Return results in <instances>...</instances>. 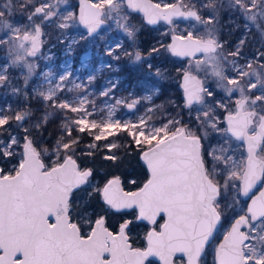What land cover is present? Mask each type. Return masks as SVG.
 Listing matches in <instances>:
<instances>
[{
	"label": "snow or ice",
	"instance_id": "snow-or-ice-1",
	"mask_svg": "<svg viewBox=\"0 0 264 264\" xmlns=\"http://www.w3.org/2000/svg\"><path fill=\"white\" fill-rule=\"evenodd\" d=\"M62 3L66 0H56L55 5L49 0H42L39 5L33 0H4L0 5V48L6 49L9 57V63L0 66V88L11 87L13 95L21 94L19 87L11 85L8 76L11 66L27 69L24 85L27 87L34 65L26 57H35L40 51L45 24L58 20L56 27L63 30L77 23L71 11L66 14L57 11ZM203 7L209 9L207 19L193 10L194 6L182 3H166L162 8L151 0H80L78 23L87 29L89 36L106 20H113L135 41L139 29L129 23L127 9L142 12L148 25L164 21L171 26L169 32L164 33L171 34L170 44L160 42L159 48L153 46L146 55L134 47L131 52L125 50L123 55L133 63L148 61L146 68L151 73L153 65L149 58L160 54L161 49L175 57L190 58V65L200 53L202 58L194 60L196 69L204 71L206 78L212 77L224 95L217 99V93L205 87L201 79L183 70L185 107L190 110L188 122L166 117L160 126H155L152 114L162 106L147 108L135 121L115 117L117 106L124 105L131 111L141 100L151 101L152 95L116 99L115 104L105 105L106 116L90 119L105 108L98 109L85 86L69 80L72 73L66 70L46 91L34 89L43 100L51 102L52 108L77 114L75 118L65 115L53 149L56 158L51 164L42 159L48 149L40 148L30 129L24 127L32 113L28 110L12 113L10 105L0 109V136H3L0 162L16 160L10 169L0 167V264H145L150 256L159 257L162 264H174L173 257L177 253L187 257V264H199L217 223L222 217L227 218L228 210L237 207L239 196L249 197L257 182L264 183V155L259 154L264 152V51H258L255 63L252 60L243 65L238 62L252 28L264 36V0H207ZM17 8L21 11L31 9L28 23L11 20ZM221 12L235 17L240 21H234L235 27L244 29V37L235 50L227 54L224 52L226 42L219 39ZM174 18L195 20L204 26V33L185 29L178 34ZM191 27L194 29L195 25ZM120 47L118 43L116 48ZM114 53L113 48L107 50L108 55L119 60L120 55ZM229 70L235 75H230ZM43 75L45 82L52 85L55 74L49 71ZM155 75L164 78L159 68ZM87 79L91 84L95 76L89 75ZM66 80L72 87L64 83ZM117 85L118 81L109 80L99 95L113 96ZM253 89H257V93H253ZM64 91H78L79 94L71 99H60L57 93ZM158 92V88L153 90L154 94ZM237 92L239 97L232 107V98ZM24 95L27 97V92ZM193 104L199 105L195 116L191 114ZM53 114L46 112L32 128L40 130ZM13 121L23 129V137L9 131ZM5 132L7 135H3ZM121 132L140 148L148 179L138 191L125 192L119 178L113 177L93 192L109 208L136 209L137 220L153 225L157 217L164 214L166 219L160 230L147 232L143 249L134 248L129 241L131 220L124 221L114 234L105 227V219L101 216L85 235L71 215L75 193L87 191L93 177L91 168L78 163L77 150L81 143L78 134L87 133L92 137L93 143L87 145L88 150L83 155L93 156L94 150L101 148L96 142L106 141ZM213 134L219 136L221 142L206 148L205 141ZM233 138L246 142V157L235 158ZM102 147L107 149L105 160L120 159L112 150L122 145L109 141ZM229 196L232 197L230 203ZM249 198L251 203L246 211L240 209L244 214L236 215L231 221L223 241L216 248V264H264V190ZM86 222L91 225L90 220Z\"/></svg>",
	"mask_w": 264,
	"mask_h": 264
},
{
	"label": "rangeland",
	"instance_id": "rangeland-1",
	"mask_svg": "<svg viewBox=\"0 0 264 264\" xmlns=\"http://www.w3.org/2000/svg\"><path fill=\"white\" fill-rule=\"evenodd\" d=\"M40 1V0H39ZM155 3L159 4H170L173 2L182 3L189 6H194L199 9L204 19H207L209 15V9L203 7L207 3V0H153ZM173 1V2H172ZM4 0H0V5H2ZM42 2V1H41ZM51 4L55 5L56 0L49 1ZM77 0H66V3H62L58 6L57 11L60 14H66L71 11L74 16L77 18V23L68 29H58L55 22H49L43 27L44 35L42 36L43 45L40 51L35 57H26V59L34 65L33 74L28 79L27 87L25 88V76H27V69L17 66H11L8 68V76L13 87H19L21 89L20 95H13L11 87L9 88H0V109H7L10 105L12 113L19 110H28L32 113V116L24 122V127L29 128L32 133V138L40 148H46L38 141L39 137L33 135L36 134V130L32 128V125L35 124L39 119H42L46 112L54 113L49 117L47 123H50L49 129L56 132V135L51 139V142L48 143L47 147L48 154L42 156V159L46 164H51L55 160V155L53 149L56 144V140L61 134L60 126L65 119V115L70 118H75L77 114L73 113H62L59 109L52 108L51 102L43 100V98L34 91L37 89L39 91H46L48 87L54 86L58 82V77L60 74H63L66 70H70L72 76L69 77V80L74 81L75 83H82L87 92L89 93V98L94 99L96 102L97 108H105L104 112H100L94 117L99 120L101 116H106L108 109L105 105L115 104L116 99L128 97L129 100L133 98H141L146 95H152L151 101L141 100V103L136 106L134 110H128L124 105H119L115 110V117L121 119H131L135 121L137 117L145 114L146 109L153 106H162L161 109L152 114V123L155 126H160L161 123L165 121V118L177 117L182 120V122L189 121V109L185 107V100L183 98V92H179L181 89V79L182 71L189 70L193 75H196L201 79L206 85V87L217 93V99L222 97L224 93L217 89L215 80L212 77H205L204 71H198L195 66V59L202 58V55L193 58L190 65V58L179 60L176 57L172 56L168 52H164L161 49L160 54L153 55L150 57V62L153 65L152 72L146 68V63L148 61L133 63L129 57L123 55L125 50L133 51L134 47L139 48L143 54L153 47H160V42L167 44L169 35H164L165 32H169L171 26L165 23H158V25H148L145 21V18L142 13L136 11H128L129 23L134 25L139 31L136 33L135 41L128 38L126 33L122 28L118 27L116 22L113 20H108L109 25L101 32L88 35L87 31L83 28L82 25L78 23V10H77ZM31 9L21 11L17 8L14 12V15L11 17L16 23L26 24L28 23L27 19L18 18V13L20 15L30 14ZM219 39L226 42L224 46V52L227 54L230 51H234L239 40L244 37V29L236 28L235 23H240L236 21L235 17L229 16L227 12H221L219 15ZM123 23V21H121ZM178 27L176 29L177 33H183L185 29L193 30L197 34L204 33V26L198 22L186 24L185 22H177ZM195 25L193 29L191 26ZM2 35V33H0ZM84 37L81 39V37ZM75 40L76 43L72 44L71 42ZM121 44L122 47L116 48L117 44ZM71 44V51H69V45ZM109 48L115 49L114 54H119L120 59L116 60L113 56L107 54ZM242 56L238 58L239 64L243 65L246 61L252 60L255 63V56L258 51H264V36L261 35L259 31L252 28V31L247 34L246 43L241 49ZM232 57H229L231 60ZM9 63V57L6 49L0 48V66H4ZM86 65V66H85ZM111 65V67H108ZM70 66V67H69ZM159 68L163 73L164 78L155 75V70ZM51 71L55 75L52 77L53 84L48 85L45 82L44 73ZM230 75H235L234 72L229 70ZM94 75L95 79L91 84L88 83V76ZM118 81L117 88L113 96L103 97L99 93L107 86L108 81ZM68 87H72V84L69 81L64 82ZM43 85V87H41ZM158 88V93H153V90ZM24 92H27V97H25ZM253 93H257V89L252 90ZM78 91L73 92H58L57 95L60 99H71L72 97L78 95ZM131 94V96L129 95ZM182 98H181V97ZM239 97V93H234L232 98V107H234V100ZM199 105L193 104L191 109L192 116L196 115V109ZM6 113V114H12ZM223 117L221 116V119ZM221 127H226L225 124H221ZM7 127V126H5ZM9 131L13 135H19L23 137V129L18 128L16 123L12 122V127ZM3 135H7L5 132ZM80 143L79 148L81 150L87 149V145L93 143L92 137L87 133H79ZM3 136H0L2 139ZM109 141L115 142L119 145H127L131 141V138L127 136L126 133H119L118 136L109 137L106 141L96 142L102 146ZM221 142L219 136L213 134L209 136V139L205 141V147L209 145L215 146ZM22 143V140H21ZM147 146H145L146 148ZM233 154L237 160L242 157H246L247 150L244 142L236 141L234 138L232 140ZM78 148V149H79ZM121 148V147H120ZM119 149V148H118ZM18 149L17 151H21ZM113 152H116L117 149H113ZM107 154V150L105 155ZM260 155H264V152H259ZM80 155V150H77V156ZM104 155V156H105ZM18 159V157H17ZM16 163V160H13L12 163L0 162V167L10 169L12 164ZM91 180V186L87 187V191L91 193L94 188H102L99 186L96 181ZM232 197L229 196L228 202H231ZM87 199L77 198L76 210H78V223L81 226L89 227L88 229L82 230L83 234H86L90 231V226H94V220L91 221V225L87 223V217L90 215V210L86 209ZM248 200L245 199L242 195L239 196V204L233 210L230 209L226 213V217H222L220 227L214 237V239L208 244L205 248L203 255L200 257V264H215L214 263V254L217 243L221 237L227 232L230 227L231 221L236 217V215H242L243 212L240 209L246 210ZM76 206V205H75ZM73 204V210L75 209ZM86 209V211H85ZM137 213V210H136ZM105 219L106 217L102 215ZM131 220L132 223L129 224L128 234L130 238L141 235L145 239L147 232L151 228L160 229L161 221H157L155 225L147 223L145 221L137 220L136 216L133 218H125L124 221ZM164 220V219H163ZM90 225V226H89ZM83 228V227H82ZM119 229V228H118ZM138 232L136 233V231ZM220 237V238H219ZM134 246V244H133ZM146 246V241H145ZM135 246L137 248H145ZM176 263H185V257L178 256L175 257ZM160 263L155 259H150L146 264H155Z\"/></svg>",
	"mask_w": 264,
	"mask_h": 264
},
{
	"label": "trees",
	"instance_id": "trees-1",
	"mask_svg": "<svg viewBox=\"0 0 264 264\" xmlns=\"http://www.w3.org/2000/svg\"><path fill=\"white\" fill-rule=\"evenodd\" d=\"M50 123L45 124L40 130H36V134L33 135L39 137L38 141L42 145L49 147L47 144L51 142V139L56 135V132L49 129ZM33 133V132H32ZM82 143V142H81ZM79 148L80 155H78V162L81 167L91 168L93 170L92 180L96 181L99 186H103L109 179L113 177H119L122 180L124 188L127 190H136L140 188L144 182L148 179V170L146 165L141 159V150L131 141L127 145L117 149V155L120 157L118 161L112 162L104 159V155L107 149L100 148L94 150L93 156L83 155L88 149L81 150ZM133 181L135 183H133ZM92 195H89L88 191H77L73 200L75 209L71 211V215L76 222L79 216L78 205L76 204L77 198L87 199L86 205L90 210V215L87 220L95 221L98 217L104 215L106 217V224L113 230H118L121 223L124 222L125 218H133L137 215L136 209L126 211H114L104 204L103 200L98 194L93 191ZM163 217V218H162ZM164 216H161L159 221H163ZM90 226V225H89ZM92 226V225H91ZM90 226V227H91ZM82 230L88 229L89 227L82 226ZM138 230L136 231V233ZM220 238V237H219ZM134 246L144 247L145 239L138 235L131 238ZM160 264V263H155Z\"/></svg>",
	"mask_w": 264,
	"mask_h": 264
},
{
	"label": "water",
	"instance_id": "water-1",
	"mask_svg": "<svg viewBox=\"0 0 264 264\" xmlns=\"http://www.w3.org/2000/svg\"><path fill=\"white\" fill-rule=\"evenodd\" d=\"M151 3H153V4H156V3H154L152 0H151ZM162 7V6H161ZM163 8V7H162ZM79 13H80V7H79ZM140 13H142V12H140ZM143 14V13H142ZM85 28V27H84ZM86 29V28H85ZM87 30V29H86ZM99 29H97V31H98ZM94 34V33H93ZM172 42V41H171ZM198 55H200V53H198L197 54V56ZM182 58H185V57H182ZM182 84H183V80H182ZM183 88V87H182ZM184 90V89H183ZM242 142H244V141H242ZM244 144H245V146H246V150H247V145H246V142H244ZM259 151V150H258ZM79 163V162H78ZM119 178V177H118ZM112 179V178H111ZM110 180V179H109ZM119 180H120V187L125 191V192H132V191H138L139 190V188L138 189H136V190H127V189H125L124 188V185L122 184V180L119 178ZM146 182V181H145ZM144 182V183H145ZM107 183V182H106ZM143 186V185H142ZM141 186V187H142ZM260 190H264V183H261V182H257V184H256V186L252 189V191L249 193V197H252V196H254V195H259V191ZM243 196V195H242ZM245 199H247L248 200V203H247V206H248V204H250L251 203V199L249 198V197H245V196H243ZM246 209H247V207H246ZM114 211H126V210H131V209H120V210H116V209H113ZM246 211V210H245ZM244 214V213H243ZM161 216H164V214L163 213H161V215L160 216H158L157 217V221L160 219V217ZM101 217V216H100ZM99 218V217H98ZM105 219V218H104ZM165 219H166V217L164 216V220L162 221V223H161V225L164 223V221H165ZM141 221H145V222H147V223H149L148 221H146V220H141ZM123 223V222H122ZM121 223V224H122ZM220 224H221V221L220 222H218L217 223V225H216V227H215V229L213 230V234H212V237L210 238V240H209V242L205 245V248L208 246V244L214 239V237H215V235H216V233H217V231H218V229H219V227H220ZM105 227H107L108 229H109V231H111V232H113L114 234L116 233V232H118V230H113V229H111L110 227H108L107 226V224H106V219H105ZM153 229H155V228H151L150 230H153ZM149 230V231H150ZM155 230H157V231H159L158 229H155ZM243 230V229H242ZM226 234V233H225ZM224 234V235H225ZM224 235L221 237V239L219 240V242L217 243V246H216V248L218 247V245L223 241V237H224ZM128 236H129V234H128ZM146 240V239H145ZM129 241H130V243L132 244V241H131V239H130V236H129ZM132 246H133V244H132ZM134 248H137V247H135V246H133ZM146 247V246H145ZM143 249V248H142ZM216 250V249H215ZM204 251H205V249H204ZM204 253V252H203ZM203 253H202V255H203ZM201 255V256H202ZM178 256H182V257H185V259H186V262L185 263H176V261H175V257H178ZM150 259H155V260H157V261H159L160 262V264H162V261H160V259H159V257H157V256H150V257H148L147 258V260L145 261V264L148 262V260H150ZM173 261H174V264H187V257L186 256H183V254H181V253H177L174 257H173ZM214 263L216 264V261H215V254H214ZM199 264H200V262H199Z\"/></svg>",
	"mask_w": 264,
	"mask_h": 264
},
{
	"label": "flooded vegetation",
	"instance_id": "flooded-vegetation-1",
	"mask_svg": "<svg viewBox=\"0 0 264 264\" xmlns=\"http://www.w3.org/2000/svg\"><path fill=\"white\" fill-rule=\"evenodd\" d=\"M41 1L42 0H33V2L36 4V5H39L40 3H41ZM49 1H52V0H49ZM153 1V0H152ZM92 2H95V0H92ZM154 2V1H153ZM173 2V1H172ZM155 3V2H154ZM77 10H78V17H79V7H80V0H77ZM170 4H179L178 2H173V3H170ZM185 5V4H184ZM162 7H163V4L161 5ZM129 11H132V10H130V9H128ZM193 10H197L198 11V13L202 16V14H201V12L199 11V9L198 8H196V7H194L193 8ZM18 18H20V19H27L26 18V15H23V14H21L20 13V15H19V13H18ZM175 19V21H177V22H181V23H183V22H185L186 24H190V23H194V22H196L195 20H183V19H180V18H174ZM158 23H165L164 21H159ZM158 23L156 24V25H158ZM109 25V21L108 20H106L105 21V23L99 28V30L96 32V33H101L107 26ZM83 26V25H82ZM155 26V25H154ZM83 28H84V26H83ZM85 29V28H84ZM86 30V29H85ZM87 31V30H86ZM179 34V33H178ZM171 43V36H169V38H168V42H167V44H170ZM166 44V45H167ZM43 45V44H42ZM41 48H42V46H41ZM200 55H202V54H200ZM200 55H198V56H200ZM175 57V56H174ZM197 57V56H196ZM177 59H181V60H184V59H187L188 57H185V58H182V57H176ZM205 87H206V85H204ZM181 90H182V92H183V98H184V100H185V97H184V90H183V88H182V79H181V89H180V93H181ZM181 97V96H180ZM182 98V97H181ZM161 218V217H160ZM87 234V233H86ZM85 234V235H86ZM131 239V238H130ZM146 241V240H145Z\"/></svg>",
	"mask_w": 264,
	"mask_h": 264
}]
</instances>
